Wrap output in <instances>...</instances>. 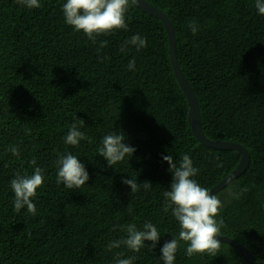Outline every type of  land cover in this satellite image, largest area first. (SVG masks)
I'll list each match as a JSON object with an SVG mask.
<instances>
[{
    "label": "trees",
    "instance_id": "trees-1",
    "mask_svg": "<svg viewBox=\"0 0 264 264\" xmlns=\"http://www.w3.org/2000/svg\"><path fill=\"white\" fill-rule=\"evenodd\" d=\"M147 1L174 24L178 62L196 93L205 135L249 150L248 169L220 193L247 191L231 202L222 197L216 219L224 221L221 234L264 264V15L255 0ZM66 2L39 0V8L29 9L17 0H0V264H116L119 253L122 259L135 256L133 264H163L161 248L180 230L171 209L164 211L162 193L170 190L173 175L163 156L178 162L189 154L199 169L193 179L210 191L237 167L241 154L195 137L160 19L130 4L127 29L98 36L93 44L66 24ZM191 21L198 26L195 35ZM136 34L146 37L147 46L137 51L129 45L121 52ZM103 40L108 44L98 52ZM79 120V130L92 143L68 145V126ZM113 132L124 133L136 151L109 167L97 149ZM10 146H18L19 156ZM61 153L76 155L85 165L87 184L68 189L57 183ZM36 167L44 175L33 200L36 214L26 207L16 212L10 181ZM132 178L152 187L132 193L122 183ZM149 221L161 235L154 249L106 250L110 241L126 236L114 226L134 223L142 230ZM186 248L181 242L174 264H249L226 243L216 257H188Z\"/></svg>",
    "mask_w": 264,
    "mask_h": 264
},
{
    "label": "clouds",
    "instance_id": "clouds-1",
    "mask_svg": "<svg viewBox=\"0 0 264 264\" xmlns=\"http://www.w3.org/2000/svg\"><path fill=\"white\" fill-rule=\"evenodd\" d=\"M135 2L136 0H67L62 5V11L66 24L72 26L76 32L82 31L93 44H96L98 36H107L121 29H127L126 14L130 4ZM17 3L29 9L41 6L39 0H17ZM255 7L259 14L264 15V0H255ZM188 26L193 35L197 34L198 26L195 21L189 22ZM107 44V40L100 41L97 51L99 52ZM129 45L135 46L139 51L147 46V39L136 34L125 41L120 51L125 52ZM127 68L130 71L135 69V57L128 62ZM82 126L83 120L69 125L70 130L64 137V142L71 146H79L82 140H86L91 144V138L79 130ZM125 141L124 133L113 132L102 138L101 146L97 151L99 156L107 161L109 167H114L118 162L124 161L126 156L132 157L135 153L136 149ZM8 151L14 156H19L18 146H10ZM163 160L168 162L170 165L168 171L173 175L170 190L162 193L165 197L164 211L168 212L171 209L180 230L178 237L173 236L172 240L165 242L161 248L160 259L163 264H174L175 254L181 242H185L187 245L186 255L188 257H192L194 254H207L216 257L222 244L218 237L221 236V229L224 227L223 219H216L219 210L224 207L222 197H226L231 202L233 198L239 199V196L247 189L245 188L237 194L229 188L227 192L212 195L209 189L202 187L193 179L199 173V169L193 166L189 154H182L178 162L171 154L163 156ZM30 163L36 165V159L32 158ZM220 166L222 167V165ZM56 167L57 183H62L68 189H79L90 179L85 165L71 153H61L56 161ZM122 183L130 186L132 193L138 192L141 187L146 191L152 187L149 181L137 184L133 178L124 179ZM43 184L44 175L40 167H36L30 175L17 172L15 178L10 181V187L14 193V210L20 212L26 207L29 213L35 215L36 206L33 200L37 196V190ZM132 211L129 204L128 212ZM115 228H120L126 233V236L110 241L106 245L107 251L119 248L121 245L136 253H139L142 248H148L151 251L156 247L161 237L158 228L151 221L144 223L142 230L138 229L134 223L116 225L113 230ZM146 241H151L152 244L146 245ZM123 255V253L117 255L116 264H133L136 260L135 256L120 258Z\"/></svg>",
    "mask_w": 264,
    "mask_h": 264
},
{
    "label": "water",
    "instance_id": "water-1",
    "mask_svg": "<svg viewBox=\"0 0 264 264\" xmlns=\"http://www.w3.org/2000/svg\"><path fill=\"white\" fill-rule=\"evenodd\" d=\"M134 4L136 7L143 10L144 12L160 19L165 26V29L168 34L171 62L173 65L174 73L187 97L190 106L189 122L195 137L202 144L208 147L214 149H220V150H235L241 154V159L237 167L228 176H226L223 180H221L217 185H215L210 190V193L212 195H217L225 187H227L232 181L240 177L248 169L251 161L249 150L245 146L237 142L211 140L205 135L202 128L201 111L196 93L193 87L191 86L189 80L183 74L178 62L177 48H176V43H177L176 31L173 22L165 12H163L161 9L157 8L156 6L152 5L147 0H136ZM218 239L222 243L229 244L235 247L237 250H239L241 255L244 256V258L247 260L249 264H258L253 254L250 252V250L241 242L223 234H221V236H219Z\"/></svg>",
    "mask_w": 264,
    "mask_h": 264
}]
</instances>
